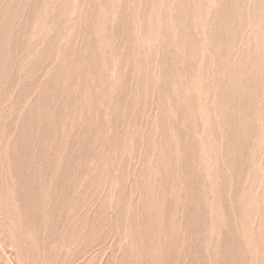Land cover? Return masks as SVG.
<instances>
[{
    "label": "rangeland",
    "instance_id": "rangeland-1",
    "mask_svg": "<svg viewBox=\"0 0 264 264\" xmlns=\"http://www.w3.org/2000/svg\"><path fill=\"white\" fill-rule=\"evenodd\" d=\"M0 264H264V0H0Z\"/></svg>",
    "mask_w": 264,
    "mask_h": 264
},
{
    "label": "bare ground",
    "instance_id": "bare-ground-1",
    "mask_svg": "<svg viewBox=\"0 0 264 264\" xmlns=\"http://www.w3.org/2000/svg\"><path fill=\"white\" fill-rule=\"evenodd\" d=\"M0 72H2L1 70H0ZM0 75H2V74H0ZM1 77V76H0Z\"/></svg>",
    "mask_w": 264,
    "mask_h": 264
}]
</instances>
